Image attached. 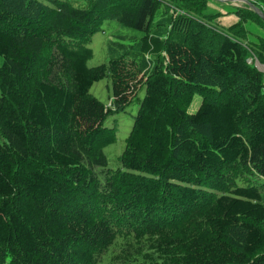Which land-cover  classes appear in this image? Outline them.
Returning a JSON list of instances; mask_svg holds the SVG:
<instances>
[{"label":"trees","instance_id":"1","mask_svg":"<svg viewBox=\"0 0 264 264\" xmlns=\"http://www.w3.org/2000/svg\"><path fill=\"white\" fill-rule=\"evenodd\" d=\"M208 1L0 0V264H264V0ZM105 18L137 33L88 65Z\"/></svg>","mask_w":264,"mask_h":264},{"label":"rangeland","instance_id":"2","mask_svg":"<svg viewBox=\"0 0 264 264\" xmlns=\"http://www.w3.org/2000/svg\"><path fill=\"white\" fill-rule=\"evenodd\" d=\"M226 1V0H224ZM219 0L208 1V11H217L219 14L216 21L219 24L229 25L237 20L235 14L229 12L230 6L238 5L242 2L227 0V2ZM135 32L125 27L115 18L103 19L97 27L91 30L86 44L93 50L92 56L88 59V65H95L100 62L108 61L112 56L124 53L125 45L123 47L118 43H124L129 41ZM253 39V37H250ZM259 62V61H258ZM261 63V62H259ZM264 65V63H261ZM262 66V65H259ZM89 93L102 101L106 106H109L110 99L112 97V85L110 75H106L103 78L96 80L92 83ZM144 94V88L139 89L138 96L141 97ZM200 98L195 95L189 109L194 111ZM137 102L136 99L126 105L125 110L111 112L105 118V124L112 125L115 123V139L103 145V150L108 157L109 165L114 167L119 164V155L126 142V137L132 125L133 114L136 111Z\"/></svg>","mask_w":264,"mask_h":264},{"label":"water","instance_id":"3","mask_svg":"<svg viewBox=\"0 0 264 264\" xmlns=\"http://www.w3.org/2000/svg\"><path fill=\"white\" fill-rule=\"evenodd\" d=\"M243 1H248V0H243ZM254 6V10L262 17V19L264 20V12L259 9L257 6L253 5Z\"/></svg>","mask_w":264,"mask_h":264}]
</instances>
